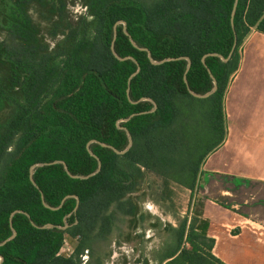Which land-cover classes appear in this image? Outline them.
<instances>
[{"label":"trees","instance_id":"16d2710c","mask_svg":"<svg viewBox=\"0 0 264 264\" xmlns=\"http://www.w3.org/2000/svg\"><path fill=\"white\" fill-rule=\"evenodd\" d=\"M79 1L86 10L74 15L69 0H0V243L12 226L17 231L0 244V264H102L111 235L136 214L143 218L133 194L148 173L173 181L182 176L192 189L206 156L226 136L225 91L239 69L241 47L252 30L264 33V0H239L230 56L234 0ZM115 31L117 54L131 58L113 53ZM129 35L154 60L169 59L153 63ZM212 52L229 58L208 55L205 65L203 56ZM185 56L192 61L193 91L208 92V68L214 74L218 86L210 96L189 92ZM200 105L208 108L199 113ZM199 116L217 137L200 154ZM124 127L133 144L117 153L108 145L126 148ZM88 142L101 169L88 178L71 176L98 167ZM54 160L68 171L62 162L38 166L34 184L31 165ZM73 195L80 200L76 211ZM198 216L175 228L176 247L162 256L167 264H227L213 253L203 201ZM68 237L76 244L65 256ZM184 238L190 247H181ZM85 250L91 260L84 263Z\"/></svg>","mask_w":264,"mask_h":264},{"label":"crops","instance_id":"0c3cea01","mask_svg":"<svg viewBox=\"0 0 264 264\" xmlns=\"http://www.w3.org/2000/svg\"><path fill=\"white\" fill-rule=\"evenodd\" d=\"M241 52L225 91L226 136L202 163L199 195L213 253L227 264H264V33L252 30ZM248 186L250 200L241 199Z\"/></svg>","mask_w":264,"mask_h":264},{"label":"rangeland","instance_id":"374dc122","mask_svg":"<svg viewBox=\"0 0 264 264\" xmlns=\"http://www.w3.org/2000/svg\"><path fill=\"white\" fill-rule=\"evenodd\" d=\"M79 2L69 0V8L74 15L81 12ZM202 105L198 106L199 113L208 108ZM198 118L201 126L196 128V134L201 139V148L197 149L200 154L214 145L217 137L203 128V124L207 127L208 121L204 117ZM200 174L199 172L191 189L182 184V176H179L178 181H173L165 180L163 176L153 172L148 173L140 189L133 194V202L137 204L139 212L144 214L143 218H140V213L136 214L125 220L121 233L114 232L111 235V241L106 244L110 254L103 258L102 264H167V260H162V256L176 247L175 228H179L184 222H193L201 209L203 196L199 195V184L202 181L200 177H203ZM251 188L248 186L243 189L241 199L250 200ZM75 244L76 240L68 237L61 254H71ZM180 245L187 247L189 243H186L184 238ZM87 260L90 261L91 258Z\"/></svg>","mask_w":264,"mask_h":264},{"label":"water","instance_id":"95a60500","mask_svg":"<svg viewBox=\"0 0 264 264\" xmlns=\"http://www.w3.org/2000/svg\"><path fill=\"white\" fill-rule=\"evenodd\" d=\"M238 2H239V0H234L233 8H232V11H231V22H232V26H233V28H234L235 41H234V44H233V47H232V49H231V52H230L229 56L233 53V51H234V49H235V47H236V44H237V32H236V30H235L234 16H235V13H236V10H237ZM120 22H123L124 27H125V31H126L127 34H129L128 31H127V29H126V22H125L124 20H119V21L116 23V25H117L118 23H120ZM116 35H117V32L115 31V36H114V39H113V42H112V51H113V53L115 54L116 57H118V58H120V59H125V58H127V57H130V58H131V57H132L131 55L121 57V56H119V55L117 54V52H116V50H115V46H114V40H115V38H116ZM129 37H130L131 41L133 42V44H134L135 46L139 47V46L135 43V41L133 40L132 36L129 35ZM139 48H141V49H145V50L148 52V55H149L150 60H151L153 63H155V64H159V63L164 62V61H167V60L169 59V58H164V59L161 60V61H156V60L153 59V56H152V54H151V51H150L147 47H139ZM208 55H218V56L222 57L223 59H228V58H229V56H228V57H224L223 55H221V54H219V53H216V52L207 53V54H205V55L203 56V58H202V60H203V62H204L205 65H206V60H205V59H206V57H207ZM185 58L188 60V65H187V68H186V71H185V74H184V79H185V82H186V84H187V86H188L189 92H190L192 95L196 96V97H202V98H203V97H208V96H210V95H211V94L217 89V86H218V82H217V79L215 78L214 74H213L212 71L208 68V71H209L211 77L213 78V87H212L208 92H206V93H198V92L193 91V90L191 89V87L189 86V82H188V79H187V72H188V70H189L190 67H191V63H192V61H191V58L188 57V56H185ZM137 65H138V66H137V69L134 70V71L131 73L130 77H129V84H128V88H127L128 96H130L129 91H130V82H131V78H132L134 75H136V74L140 71V64L137 63ZM145 98H146V97H142L141 99H145ZM156 107H157V105H156V103H154V108H153V109H155ZM135 114H136V113H133V114H131L130 116H128V117H124V118H122V119H120V120H122V121L129 120V119L132 118ZM119 122H120V121H118V125L121 126ZM124 128L126 129V132H127V134H128V139H129L126 148H125L124 150H120V149L116 148V147L113 146V145H108L109 147L113 148L117 153H124V152H126V151L131 147V145L133 144V137H132L131 132H130L126 127H124ZM87 148H88V150L91 152V154L94 155V156L98 159V167L96 168V170H94L93 172H91V173H89V174H87V175H74V174H71V173H70L71 176L79 177V178H88V177H90V176L96 174L97 172H99V170L101 169V164H102V163H101V160H100V158H99L95 153H93V152L90 150V142H88V144H87ZM57 162H62V163L64 164L66 170L68 171L67 164H66L63 160H54V161H50V162H36V163H33V164L31 165V167H30V177H31L33 183L36 184L35 181H34V179H33V170H34L36 167H38V166H43V165H46V164H51V163H57ZM69 196H70V195H69ZM71 196H72V195H71ZM73 196H75V197L77 198V203H76V206H75V208H74V211H76L77 208H78V205H79V201H80V200H79V197H78L77 195H73ZM66 197H67V196H66ZM66 197H64V198L62 199L60 205L63 204V202H64V200H65ZM42 200H43V203L46 204V203H45V199H44V195H43V194H42ZM16 211H18V210H15V211L12 212L11 217H12V215H13ZM11 226H12V219H11ZM45 226H47V225H43L42 227H45ZM66 226H67V224L64 225L63 227H66ZM16 234H17V231H16V229L12 226V234H11L8 238H6L2 243H0V244H4V243L7 242L9 239L13 238ZM1 259H3L2 256H1Z\"/></svg>","mask_w":264,"mask_h":264},{"label":"built area","instance_id":"2783aa9c","mask_svg":"<svg viewBox=\"0 0 264 264\" xmlns=\"http://www.w3.org/2000/svg\"><path fill=\"white\" fill-rule=\"evenodd\" d=\"M80 6V11H85L86 10V7L85 6H82L81 4L79 5ZM82 260L84 261V262H86L87 261V259H88V250H85V252L82 254Z\"/></svg>","mask_w":264,"mask_h":264}]
</instances>
